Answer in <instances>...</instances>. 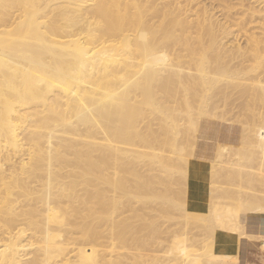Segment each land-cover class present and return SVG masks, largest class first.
I'll return each mask as SVG.
<instances>
[{
  "label": "bare ground",
  "instance_id": "1",
  "mask_svg": "<svg viewBox=\"0 0 264 264\" xmlns=\"http://www.w3.org/2000/svg\"><path fill=\"white\" fill-rule=\"evenodd\" d=\"M258 18L264 0H0V264H237L217 229L264 248ZM207 120L241 144L261 124L263 157L218 141L196 212Z\"/></svg>",
  "mask_w": 264,
  "mask_h": 264
},
{
  "label": "crops",
  "instance_id": "2",
  "mask_svg": "<svg viewBox=\"0 0 264 264\" xmlns=\"http://www.w3.org/2000/svg\"><path fill=\"white\" fill-rule=\"evenodd\" d=\"M223 124L232 129L237 126L235 123L230 125L216 120H207L202 123L198 143L196 145V153L199 155L198 157L191 158L187 176L186 205L191 211L205 212L207 210L210 185L209 170L218 141L233 145H238L240 142V135L242 132L241 125L237 127L240 134H236L235 131L229 133V136L233 140L232 142H225V140H223L224 137H222L220 133V126ZM239 234L240 233L237 231L217 229L213 238L214 251L234 257L236 254L237 264H264V248L262 247L261 240L256 238L252 239V237L247 238ZM244 256L245 258H243Z\"/></svg>",
  "mask_w": 264,
  "mask_h": 264
},
{
  "label": "rangeland",
  "instance_id": "3",
  "mask_svg": "<svg viewBox=\"0 0 264 264\" xmlns=\"http://www.w3.org/2000/svg\"><path fill=\"white\" fill-rule=\"evenodd\" d=\"M200 1H201L202 4H203L204 2H205L206 4H209V3L212 4V3H216V2H218V0H200ZM260 6H261V5H260ZM258 19H259V20H258ZM258 19H257V21H256V25H257V24H259V25H257V26L255 25L256 28H255L254 30H256L257 32H260V29L264 27V26H262L263 23H264V21H262L260 18H258ZM260 22H261V25H260ZM257 27H259V28H257ZM257 29H259V31H258ZM238 38H239V37H238ZM239 39H240V42L244 45V44H245V42L243 43V41H244L243 39H244V38H239ZM230 107H232V106H230ZM230 107H228V108H230ZM237 108H238V107H237ZM237 108H236V109H235V108H232V110L235 109L236 111H238ZM235 110H233V111L235 112ZM239 110H240V109H239ZM238 112H240V111H238ZM235 125H237V126H236L235 128H233V129H232V128H228L227 126H225V124H223V125L220 126V129H221L220 133H221L222 137H224L223 140H225V142H232V140H233V139L229 136V133H232L233 131H235L236 134H240V132L238 131L239 129L237 128L239 124H238V123H235ZM252 125H253V127L257 130V128L260 127L261 124H260V125H259V124L257 125V123H256L255 125L258 126V127H255L254 124H251V126L249 127L250 129H249V131H248V132L250 133V137L245 138V140H246V139H247V140H246V141L244 140L245 143H242V144H246V143L249 141L248 145L250 144V146H251L252 148H251L250 146H247V145H246L247 147H244L245 145H243V147H241V146H242L241 142H240L238 145H240L241 148H244V150L249 149V148L253 150V146H254V148H255L254 151L258 153V158H259V159H258L257 156H256L257 153L254 155V158H255V156H256V158H257L256 160H257V162H258V161H260V159H262V158L259 157V156H262V157H263V155H259V151H260V149H261V153H262V148H259V149H258V147L261 146V145H260L261 143L259 142L260 140H259V141L257 140L258 143H259V145H258V144L256 143V141H255L256 138H255V140H254V137L252 138L253 135L251 136V132H250V131H251V128L254 129V128L252 127ZM260 128H261V127H260ZM260 128H258V129H260ZM255 129H254V131L252 130V133L255 134V135L259 134V130H258L257 133H256V132H255ZM256 137H257V136H256ZM227 138H229V139H227ZM250 139L253 140L254 142H253V141H250ZM233 142H234V141H233ZM235 142H236V141H235ZM242 142H243V141H242ZM251 142H252V143H251ZM236 143H237V142H236ZM253 143H256L258 146H256V144L253 145ZM256 147H257V149H256ZM261 147H262V146H261ZM245 148H246V149H245ZM250 149H249V150H250ZM257 150H258V151H257ZM261 153H260V154H261ZM237 156H238V155H237ZM232 157H233V156H232ZM232 157H231V159H230L231 161H232ZM240 158H241V161H242V165L244 166V162H245V161H244V158L242 159L241 156H239V158L237 157V159H240ZM233 159H236V155H235V158H233ZM237 159H236V160H237ZM239 161H240V160H239ZM239 161H238V162H239ZM241 161H240V162H241ZM253 161H255V159H254ZM234 162H236V165H235V166L237 167V164H238L237 161H234ZM240 162H239V163H240ZM255 162H256V161H255ZM228 166H229V164H228ZM68 168H69V167H68ZM70 168H72V169H74V170L76 169V167L73 168L72 166H71ZM72 169H71V170H72ZM77 169H78V167H77ZM79 169H80V171H82L81 168H79ZM79 169H78L77 171H79ZM254 169H255V171H262V167H261V166H256V168H254ZM254 169H253V170H254ZM74 170H72V171H74ZM251 171H252V168H251ZM243 181H244V180H243ZM241 182H242V181H241ZM257 182H258V181H257ZM178 183H179V182H178ZM238 183H240V182H238ZM242 184H243V183H242ZM255 184L257 185V186H255V188H254L255 190L257 189V190H256L257 193H258L257 196H258L259 194H261V192L264 194V192H263V191H264V186H263L262 184H260V183L257 184L256 182H255ZM238 185H239V187H242V188H243V185H242V186H240V184H238ZM174 187H176V189H178L180 186H179V184H174ZM245 187H246V186H244V189H245ZM262 188H263V189H262ZM244 194H245V192L243 193V195H244ZM263 194L259 195V197H261ZM247 195H248V194H247ZM244 196H246V195H244ZM248 196H249V195H248ZM252 197H253V196L251 195V198H252ZM244 198H246V201H248V200H247L248 197H244ZM244 198L242 197L243 200H245ZM249 198H250V196H249ZM251 198H250V200H251ZM252 199H254V197H253ZM246 201H245V202H246ZM221 208H222V207H221ZM176 218H177V217H176ZM174 220H175V219H174ZM174 220H172V222H173ZM176 221H178V220H176ZM176 221H174V222H176ZM176 224H177V223H176ZM173 225H175V223H173ZM174 227H177V226H174ZM197 237H198V236H195V237H193V238L196 239ZM198 238H199V237H198ZM196 240H197V239H196ZM197 241H198V240H197ZM197 241L194 240L193 243H195V242H197ZM165 242H166V241H165ZM165 242H164V243H165ZM199 243H200V242H198V244H199ZM195 246L198 248L199 245L197 246V245L195 244Z\"/></svg>",
  "mask_w": 264,
  "mask_h": 264
}]
</instances>
